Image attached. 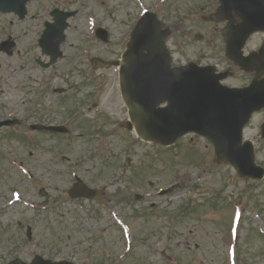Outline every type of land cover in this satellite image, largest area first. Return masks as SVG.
<instances>
[{"label":"rangeland","instance_id":"1","mask_svg":"<svg viewBox=\"0 0 264 264\" xmlns=\"http://www.w3.org/2000/svg\"><path fill=\"white\" fill-rule=\"evenodd\" d=\"M136 2L137 0H104V4L98 6L100 5L99 0H33L27 4L28 13L22 20L12 13H0V42L7 39L8 36L16 42L13 56L8 57L0 52V119L10 114L17 113L16 116H18L19 111L22 110V113L27 114L25 110L28 108L29 100L31 101L35 95L34 90L36 87L43 88L44 92H50V95L45 94L37 106L36 109H40V111L35 115L36 117L39 114H42V116L52 115L53 121H61L68 114L71 97L83 99V102L80 103L82 108L86 105L91 107L89 114L86 115L82 111L80 118L72 122L84 123L82 128L85 130L89 129L93 123H95V126L100 125V123H114L115 121L118 123L121 120L124 121L127 117L120 102L118 80L112 68H101L99 71L93 70L98 71L96 73L102 87L98 93H94L90 81L79 74L81 65H78V67L69 65L67 67L68 58L57 63L50 71L39 68L35 63V58L39 56L38 49L34 46L36 34L40 23L45 19H49L48 11L54 6L61 9H79L81 11L80 16L77 19H72L71 23L80 25L84 21V15L94 17V15L103 14L108 12L107 10L112 5L113 10L111 12H114L115 15L104 20V22L106 21L114 31L119 33L126 29L124 24L118 23V21L125 18L124 14L116 12L120 8H127L133 12L136 10L139 13L142 5L154 10L158 9V15L163 19L165 25L171 27V30L174 28L167 40V45L174 57L173 64L179 65L189 61L198 62L201 57L200 62L202 63L216 64L217 62L221 67H224L227 63L223 55V48H220L219 45L210 47L205 43L206 41L199 42L198 38H195V36L201 34V40H205L203 33L211 25L199 20L202 16L199 17L198 12H203V9L205 10V7H207L206 12L209 13L212 10V0H138L140 8L138 4L137 6L133 5ZM187 2L197 3L191 8H185ZM198 2L200 8L194 7L195 5L199 6ZM187 13L190 14L186 18ZM178 14L182 15L180 17L184 15V17L180 19ZM114 18L116 21L113 20ZM90 20L92 26L93 20L92 18ZM72 34L71 38L75 42L76 33ZM91 43H87L92 48L91 51H99L106 57L113 56L112 49H116L114 45L103 50L104 45L102 46L96 42ZM68 46L71 47L70 42ZM73 50L74 46L68 48V52ZM203 53L207 54V59L203 60L204 57L201 56ZM225 82L228 85L239 86L243 82L242 75L236 73L235 76ZM55 88H62L61 93L53 95L52 90ZM93 98L95 99L91 101ZM50 101L51 103H49ZM86 120H89L90 123L83 122ZM258 124L255 121L251 123L246 135L248 133L253 136L257 132ZM79 126L80 124L75 125L73 131H77L76 128ZM108 126L109 124H106L103 128L106 129ZM119 130L121 135L112 137L111 147L105 148V145L103 146L104 153L102 156L92 158V154L87 153L88 158L86 160V157H84V165L79 171L82 172V169L85 171L84 168H88L87 176L90 177L89 175L93 174V182L98 180V185L102 187L106 186L105 184L110 185L109 187L106 186L107 189L104 195L106 201L104 200V202L108 204L111 201L117 204L122 216L134 228L141 233L147 232L148 235L143 236L145 239L138 240L136 254L126 264H164L163 262L159 263L158 254L151 256L147 248L151 245L155 249L161 246L162 240L167 237L166 227L168 216H171V213L179 216V223L176 227L179 234L176 235L174 241L170 242L169 254L176 259L169 264H222L224 258L228 260L227 249L230 251V248L233 247L230 244L235 246V250H237L236 245L239 247L242 259L245 256L244 253L248 255V263L246 264H264V236L258 233V228L263 226L261 223L254 221L255 217L251 218L247 213H241L236 238H230V243L226 246L220 240L221 233L227 231L229 227H236V223L232 222L233 214L234 216L237 215L234 212L236 206L232 207L229 199L231 204L237 203L245 207V194L242 192L244 182L237 178L229 165L214 163L212 150L204 140L196 135L189 134L167 148L139 139L131 146L129 142L124 140V134L127 131L124 128ZM45 138H42V146L34 152L55 162L54 151L50 152V150L55 149L52 144H49V139L45 141ZM91 138L93 137L89 139ZM94 138L86 148L92 147L97 139L101 140L99 136ZM88 140L76 138L70 156H73V158L80 157L82 153L80 151ZM14 144L18 145L16 140L2 138L0 140V153L11 150ZM21 156L25 157L26 162L33 167L29 168L30 173L36 178L47 177L52 182V186L56 185L54 184L55 181L64 188L67 186L68 180L61 176L62 172L61 174L60 172L52 174L43 166L42 162L30 163L31 157L28 158L27 149H22ZM258 156L259 161L264 163V148L260 150ZM128 157L131 159L129 168L126 169V173H122L120 169L117 170L116 166L126 162ZM60 164L72 166V164L62 162ZM5 166V160L0 155V173L2 170L5 171L0 174V203L2 204L5 199L9 200L11 198L9 187L4 186L8 184V181L17 186H22L28 195H33L35 178L27 179L24 183L22 182L24 174L16 173ZM48 168L52 169L51 167ZM62 168L61 166L60 169ZM115 173H119V179L114 183H108L106 177L109 175L112 177ZM43 175H46V177ZM148 181L155 182L156 189L167 186L172 182H181L182 187L177 189L179 191L177 194L173 193V196L167 200L169 203L166 201L156 202V199L152 201L155 204H152L150 200L146 202V198L139 201L135 200L133 197L134 191L139 193L148 192ZM231 182L232 185H229L228 183ZM260 188L261 194L252 198L251 208L259 212L264 218V183ZM47 189L50 201L61 195L57 187L56 189L47 187ZM130 189H132V192L129 191ZM37 190L38 187L36 186L35 194H37ZM231 192L233 196H226ZM23 201H29V199L24 198ZM23 204L22 202L21 205L23 206ZM186 204L197 207L195 214L183 213L182 208ZM22 206L10 208L7 214L1 212L0 243L11 239L10 232L13 231L14 221L21 219L20 215L15 216L13 214L22 211ZM72 206L74 207L72 221L70 218L58 219V216L54 214L55 209L34 215L33 219L31 218V237L33 243L40 244L41 248H44L40 252L45 257L65 258L76 263H82L87 258V254L91 255L86 250L93 244L89 241L93 238L92 231L97 226L98 221L89 219L82 210L76 207V204L72 203ZM86 207L90 209L88 206ZM61 211H66V209ZM107 211L108 209H106V213ZM138 212H142V215ZM106 213L103 226L107 229L115 227L111 222L113 219ZM228 222L230 223L229 227ZM157 228L158 231L153 233L152 231ZM24 237L25 233L24 236L22 233L18 235V239L15 241L16 248H19L20 243H28ZM195 245H198L197 249ZM1 248L3 250L6 247L1 245L0 257L3 256ZM94 249L96 248L94 247ZM123 249L125 250L126 247ZM92 260L97 259L92 257ZM245 261L246 256L242 262L238 261V263L245 264Z\"/></svg>","mask_w":264,"mask_h":264},{"label":"water","instance_id":"2","mask_svg":"<svg viewBox=\"0 0 264 264\" xmlns=\"http://www.w3.org/2000/svg\"><path fill=\"white\" fill-rule=\"evenodd\" d=\"M26 1L0 0V10H14L21 14ZM56 19L58 23V17ZM63 20L64 17L56 26L60 27ZM250 26V23L246 24V31ZM153 30V25H150L147 41L143 43L147 45L134 50L130 46L124 53V60L121 63L122 95L129 107L131 123L138 135L144 139L168 145L186 131L201 132L218 146V159L233 163L240 174L249 173L253 168L252 150L247 147L242 149L236 140L240 137L241 128L245 124L241 122L251 111L247 93L243 92L240 95L232 92L225 94L216 92L212 85H205L210 80L209 71L206 69H195L189 72L187 68L191 65L168 69L169 53L163 44L165 33L160 31L157 36ZM143 48L148 50L147 55L142 53L146 50ZM228 49L237 50L238 48L230 46ZM160 56L166 59L164 62L166 69L156 75L151 64ZM140 61L147 63L149 68L143 76L134 74L132 77L131 66H135ZM192 90H197L200 94L212 91L214 99L220 102V105H215L214 112L209 114L223 115L231 123L211 118L199 96H188ZM164 101H167V106L158 107ZM223 106H225L224 109ZM35 264L71 263L38 262Z\"/></svg>","mask_w":264,"mask_h":264},{"label":"flooded vegetation","instance_id":"3","mask_svg":"<svg viewBox=\"0 0 264 264\" xmlns=\"http://www.w3.org/2000/svg\"><path fill=\"white\" fill-rule=\"evenodd\" d=\"M258 43H260V40H259V42ZM19 124H23V123H19ZM110 125L111 124H113V123H109ZM36 135H38V136H40V132H34ZM14 156L15 157H17V158H19V152L18 151H15L14 152ZM30 160H29V162L31 163V162H33L32 164H35V163H37V161L39 162L40 160H41V157H40V154L39 153H32V154H30ZM60 161H63L64 163H67V162H69V159H67L66 157H64L63 155H61L60 156ZM51 166L53 167V171H56L57 170V168H59V167H64V170H62L61 172H65V171H69V166L68 165H66V164H60V163H55V164H51ZM65 176L67 177V174H65ZM46 180H48L47 178H46Z\"/></svg>","mask_w":264,"mask_h":264}]
</instances>
